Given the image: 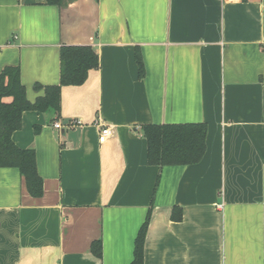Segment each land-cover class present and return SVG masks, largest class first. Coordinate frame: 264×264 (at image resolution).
<instances>
[{
    "label": "crops",
    "instance_id": "1",
    "mask_svg": "<svg viewBox=\"0 0 264 264\" xmlns=\"http://www.w3.org/2000/svg\"><path fill=\"white\" fill-rule=\"evenodd\" d=\"M64 45L99 67L62 86L58 118L23 113L43 194L0 167V264H131L152 203L144 264H264V0H0V73L19 66L29 101ZM163 123H206L202 160L149 164L141 126Z\"/></svg>",
    "mask_w": 264,
    "mask_h": 264
},
{
    "label": "trees",
    "instance_id": "2",
    "mask_svg": "<svg viewBox=\"0 0 264 264\" xmlns=\"http://www.w3.org/2000/svg\"><path fill=\"white\" fill-rule=\"evenodd\" d=\"M50 5H61L65 0H43ZM61 78L57 85L44 86L45 94L34 102L27 98L22 82L21 68L8 66L0 73V167H17L25 179L26 186L34 197L43 194V178L38 173L36 152L21 148L13 141V133L23 126V113L35 110L54 112L56 118L61 110V88L65 85H81L91 69L99 67V56L92 46L64 45L60 51ZM140 75L144 66L137 52ZM38 88L43 86L36 84ZM55 118V119H56ZM52 122H54V120ZM148 142V162L160 168L169 165L195 164L202 160L206 151V123H163L141 126ZM160 176L157 180L158 186ZM153 203L135 241L134 260L131 264H144V242ZM176 207L172 218L181 219ZM92 252L102 257V241L91 245Z\"/></svg>",
    "mask_w": 264,
    "mask_h": 264
},
{
    "label": "built area",
    "instance_id": "3",
    "mask_svg": "<svg viewBox=\"0 0 264 264\" xmlns=\"http://www.w3.org/2000/svg\"><path fill=\"white\" fill-rule=\"evenodd\" d=\"M82 122L80 120L71 121L68 125L74 126L77 124H81ZM53 126L57 129H61L63 127V124L59 121H56L53 123ZM113 134V127L109 124H104L101 126L100 133H99V141L105 142L111 135Z\"/></svg>",
    "mask_w": 264,
    "mask_h": 264
}]
</instances>
